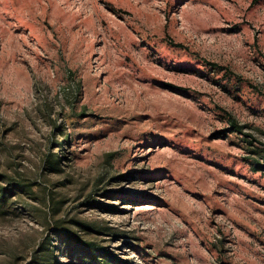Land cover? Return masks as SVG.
<instances>
[{
  "label": "rangeland",
  "instance_id": "obj_1",
  "mask_svg": "<svg viewBox=\"0 0 264 264\" xmlns=\"http://www.w3.org/2000/svg\"><path fill=\"white\" fill-rule=\"evenodd\" d=\"M0 175V264H97L48 195L111 264H264V0H0Z\"/></svg>",
  "mask_w": 264,
  "mask_h": 264
},
{
  "label": "trees",
  "instance_id": "obj_2",
  "mask_svg": "<svg viewBox=\"0 0 264 264\" xmlns=\"http://www.w3.org/2000/svg\"><path fill=\"white\" fill-rule=\"evenodd\" d=\"M215 70L217 67L214 68ZM233 129L237 132H240L243 127L237 125L235 122H232ZM60 132L63 131V127L57 128ZM61 138L65 141V144L69 146L71 144V140L68 135L65 133H61ZM62 161L63 159H58L57 162L50 159L49 165L50 168L55 172H63L62 170ZM0 178L5 180L4 186H0V207L6 205L9 199H13L15 196H28L31 200H36L35 195V185H32L28 181L21 179V180H14V179H7L5 176L0 175ZM46 202L47 213L46 216L43 217L42 224L45 228L52 229L53 234L61 239L64 244H67V248L63 249L62 251H67L70 253L74 252H81L85 254L90 260H95L97 264H111V258L109 255L98 248L93 247L92 244L88 243H81L78 237L74 234L73 229L71 226L67 225V216L61 220H57L56 217L60 215V207L59 201L51 198L48 195ZM27 210H30L33 214H36L40 217V213L34 205L30 203H26L24 205ZM40 214V215H39ZM78 226L83 228L84 230L91 231L89 227L82 225L81 223H76ZM102 230H105V227L101 226ZM52 256H54V251L45 244L42 247L41 251L34 257V260L31 261L30 264H42V262L49 263L52 260ZM102 258V259H101Z\"/></svg>",
  "mask_w": 264,
  "mask_h": 264
}]
</instances>
